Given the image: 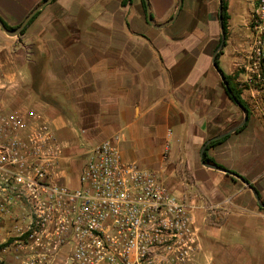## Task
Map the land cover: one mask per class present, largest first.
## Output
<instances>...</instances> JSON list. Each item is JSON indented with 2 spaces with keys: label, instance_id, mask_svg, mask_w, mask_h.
<instances>
[{
  "label": "crops",
  "instance_id": "crops-1",
  "mask_svg": "<svg viewBox=\"0 0 264 264\" xmlns=\"http://www.w3.org/2000/svg\"><path fill=\"white\" fill-rule=\"evenodd\" d=\"M40 1L0 0V17L16 26ZM148 1L155 24L168 21L177 5ZM215 1L183 0L176 20L157 29L142 0H55L15 40L0 30V63L12 83L5 96L52 123L72 187L73 138L95 137L89 149L118 137L123 161L153 172L178 197L197 195L201 264H264V118L242 92L250 112L244 123L212 65L221 41ZM236 27L230 13L227 29ZM232 36L217 54L225 75L234 73L235 51L246 37L233 52ZM234 128L207 151L227 173L203 166L206 142ZM12 252L0 253L3 264H19Z\"/></svg>",
  "mask_w": 264,
  "mask_h": 264
},
{
  "label": "built area",
  "instance_id": "built-area-1",
  "mask_svg": "<svg viewBox=\"0 0 264 264\" xmlns=\"http://www.w3.org/2000/svg\"><path fill=\"white\" fill-rule=\"evenodd\" d=\"M246 28L233 75L264 118V0L253 1ZM10 90L0 63V253L12 248L19 264H56L61 255L65 264H198L197 195L178 197L123 161L118 137L87 149L72 187L52 123L4 104Z\"/></svg>",
  "mask_w": 264,
  "mask_h": 264
},
{
  "label": "water",
  "instance_id": "water-1",
  "mask_svg": "<svg viewBox=\"0 0 264 264\" xmlns=\"http://www.w3.org/2000/svg\"><path fill=\"white\" fill-rule=\"evenodd\" d=\"M52 2V0H42L41 3H39L37 6H35L23 19V21L18 25V27H16L15 29H12V30H9L7 29L4 24L2 23V21L0 20V30L7 36V37H10V38H17L21 35V32L23 31V29L28 25V23L30 22V20L39 12L41 11L44 7H46L48 4H50ZM145 2V7H146V19L148 21V23H150L154 28H157V29H160V28H164L166 27L167 25H170L172 24L180 10H181V7H182V3H183V0H177V5H176V8H175V11L173 13V15L171 16V18L162 23V24H155L152 17H151V14H150V6H149V1L148 0H144ZM218 19H219V26H220V31H221V41H220V44L219 46L217 47L214 55H213V58H212V65L213 67L215 68V70L218 72L223 84L225 87H227V83L225 82V79H224V74L223 72L220 70V68L218 67V64L216 63V59H217V54L218 52L220 51V49L223 47L224 43H225V32H224V28H223V25H222V0H218ZM240 108H242L240 105H239ZM244 113H245V121L244 123L246 122L247 120V111L242 108ZM239 128V127H238ZM238 128H234L224 134H221V135H218L217 137H214L212 139H210L208 142H206V144L203 146L202 148V151H201V163L203 166L207 167V168H211V169H215V170H219V171H222V172H226V170L220 168L219 166L215 165V164H210V163H206L204 162L203 160V155H204V152H205V149L207 147V145L211 142V141H215V140H218V139H221V138H224L225 136L229 135L230 133L232 132H235ZM241 181L247 185L250 190L253 192L254 196L256 197V199H258V194L257 192L255 191V189L253 187H251L246 181H243L241 179ZM260 206L264 207V204H260Z\"/></svg>",
  "mask_w": 264,
  "mask_h": 264
},
{
  "label": "rangeland",
  "instance_id": "rangeland-1",
  "mask_svg": "<svg viewBox=\"0 0 264 264\" xmlns=\"http://www.w3.org/2000/svg\"><path fill=\"white\" fill-rule=\"evenodd\" d=\"M225 1L228 4L229 17H230V13H233V18L235 19V22L237 24L236 29H233V30L232 29H230V30L227 29V39H228L229 36L230 37L232 36V32L235 33L234 36H232L233 40L235 41L234 42V49H233V52H234L235 48L243 40V38H241V37H243L244 35L249 34V31H247L246 26H247V19H248L249 15L251 13V10H252V6H251L252 0H240V1L236 0L235 2H234V0H225ZM218 5H219L218 4V0H216L215 1V6H214L215 11L213 12V17H215V18H218ZM4 39H6L7 41H10V40H15L16 38H10V37L5 36ZM227 39H226V43H227ZM225 48H224V51H225ZM231 76L234 77L233 74ZM233 81H234V84H236L235 83V77H234ZM10 92H12V90H10L9 93ZM6 94H8V93H6ZM9 97L10 96H5V103L4 104L9 106L11 109H15V108H18V107H24V103H18V104L10 103L11 98H9ZM67 138H69V140H70V136L67 137ZM93 138H95V137H84V136H79V135L78 136L76 135L73 138L74 139L73 148L75 150V158H74L73 163H74V170L76 172V175H78L79 170H80V168H81V166L83 164L84 154H85L84 151H86L88 149V147L91 146V145H89L88 141L90 139H93ZM79 145H84L86 147L85 150L84 149L81 150V147L79 148ZM197 263L201 264L199 262V260L197 261ZM0 264H3V262L0 261ZM61 264H65V263L62 262Z\"/></svg>",
  "mask_w": 264,
  "mask_h": 264
},
{
  "label": "trees",
  "instance_id": "trees-1",
  "mask_svg": "<svg viewBox=\"0 0 264 264\" xmlns=\"http://www.w3.org/2000/svg\"><path fill=\"white\" fill-rule=\"evenodd\" d=\"M55 1V0H52V2ZM130 0H122V5H126ZM41 3V1H40ZM39 4V3H38ZM142 4H143V8H144V12L146 10V7H145V2L144 0H142ZM37 6V5H36ZM39 14V12L30 20V22L28 23V25L23 29V31L21 32V35L22 36L24 34V32L26 31V29L28 28V26L34 21V19L36 18V16ZM222 25H223V28H224V32H225V43L223 46L226 45V39H227V27H228V20L230 19L229 17V14H228V4L225 0H222ZM0 20L2 21V23L4 24V26L9 29V30H12V29H15L16 27H18V25L16 26H9L7 25L0 17ZM19 36V37H20ZM216 63L218 64V61L216 59ZM224 79H225V82L227 83V87H226V93L228 94V96L234 101L236 102L238 105H240L242 108H244L246 111H247V117L249 116V110L247 109L246 105H245V102L243 101V99L241 98V93L242 91L240 89H238L237 85L234 84V77L231 76V75H225L224 74ZM239 130V129H238ZM237 130V131H238ZM227 138V136H225L224 138H221V139H218V140H215V141H211L206 149H205V152H204V155H203V160L204 162L206 163H212V164H215L214 161L210 158H208L207 156V151L210 147L212 146H215L216 144H219L220 142H222L223 140H225ZM216 165V164H215ZM218 166V165H217ZM221 168V167H220Z\"/></svg>",
  "mask_w": 264,
  "mask_h": 264
}]
</instances>
